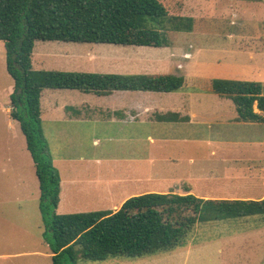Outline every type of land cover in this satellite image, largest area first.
I'll use <instances>...</instances> for the list:
<instances>
[{
    "label": "rangeland",
    "instance_id": "rangeland-1",
    "mask_svg": "<svg viewBox=\"0 0 264 264\" xmlns=\"http://www.w3.org/2000/svg\"><path fill=\"white\" fill-rule=\"evenodd\" d=\"M160 1L167 6L170 14L192 17L196 21L195 29L189 33H166L167 44L160 48L70 42L68 45H76L77 52L73 50L76 53H71L68 57L63 52L64 49L60 48L59 52L46 54L41 61L44 65L40 70L119 75H159L169 74L174 70L185 78L184 86L195 93L193 108L196 111L210 108L215 105V101H219L220 96L210 90L213 80L258 82L264 88V0ZM41 45L43 44H38L39 47ZM13 88V79L6 68L5 45L1 41L0 100L6 101L7 95L13 93ZM77 95L84 97L82 93ZM177 95L179 94L167 95L168 101ZM197 99L205 102H197ZM103 108L106 106L97 107L99 123L96 129L90 124L43 123L42 128L45 139L50 143L51 154L74 162L89 158L102 163L121 164L117 159L125 158L121 151L125 147L121 138L113 137L114 131L105 122L107 112ZM254 109H257L256 105ZM100 111L104 113L101 115ZM257 113H260L259 110ZM3 116L6 114L1 110L0 117ZM17 126L18 128L14 127L10 131L12 138L0 131V264H52L49 244L43 237L35 164L18 123ZM194 132L196 137L200 135L210 138L209 150L201 147L205 143H195L178 156L193 157L196 163L193 168L203 165L209 171L215 169L220 178H215L211 184L202 181V185L198 186L203 190L199 196L213 194L211 197L217 198L220 195L218 193L238 192L244 196L259 198L260 195L257 194L260 191L262 194L264 189L250 185L243 174L253 161L264 163V157L258 155L260 144L264 147V125L257 128L244 124L210 123L209 126L201 125ZM10 141L13 142L9 144ZM214 147L220 148L216 152L218 154L212 156L211 148ZM227 148L232 152L226 154ZM167 150L174 151L173 148ZM231 154H240L242 161L239 163V170L234 173L228 174L229 171L223 170V173L236 179L224 180L226 177L219 172L232 165H222L224 157L236 156ZM15 161L22 165L19 174L26 180L19 188L8 182L9 179L14 180L15 176L5 174L12 165L17 164ZM63 174L66 177L64 170ZM97 174L96 169H91L89 180L94 179ZM116 174L115 178L123 182L124 172L117 171ZM15 187L19 189L16 193ZM76 187L67 194L66 200L72 201L73 207L79 209L90 207L78 213L102 210L97 203L101 194L100 187L89 183ZM150 189L152 188L147 190ZM16 194L18 201L15 202ZM63 205L66 206L65 201ZM63 205L57 210V214H74L66 213ZM77 264H264V224H259L257 218L200 223L187 245L172 252L142 258H111L104 262L78 259Z\"/></svg>",
    "mask_w": 264,
    "mask_h": 264
},
{
    "label": "trees",
    "instance_id": "trees-1",
    "mask_svg": "<svg viewBox=\"0 0 264 264\" xmlns=\"http://www.w3.org/2000/svg\"><path fill=\"white\" fill-rule=\"evenodd\" d=\"M195 22L192 17L170 14L160 0H0V41L14 83L10 117L19 123L35 164L43 237L52 264L172 252L187 245L200 223L257 218L264 224V199L205 200L177 193L134 196L116 211L57 214L61 177L42 131L43 90H77L98 96L115 91L178 93L185 78L34 70L35 43L160 48L167 44L166 33L192 32ZM210 90L233 102L238 121L264 123L261 83L218 79L211 82Z\"/></svg>",
    "mask_w": 264,
    "mask_h": 264
},
{
    "label": "crops",
    "instance_id": "crops-1",
    "mask_svg": "<svg viewBox=\"0 0 264 264\" xmlns=\"http://www.w3.org/2000/svg\"><path fill=\"white\" fill-rule=\"evenodd\" d=\"M38 44L43 45L39 47ZM60 48L64 49L63 52L68 57L71 53L77 52L74 44L36 42L32 56L33 69H42L44 62L41 63V61H43L42 59H44L45 55L59 52ZM69 61L73 62L74 60ZM168 73L180 76L174 70ZM186 87L184 86L183 90L178 93L115 91L106 96L82 93L84 97H79L80 95L77 94H81V92L79 93L77 90H43L41 94L42 124L45 122L52 124H90L96 129L99 123L96 114L97 107L106 106L103 111L107 112V117L109 118L105 117V122L112 126L113 137L121 138L125 147L124 150H121L125 158L117 159L121 162L119 165L102 163L89 158L85 161H82L84 158H81L80 162H74L51 154L54 165L59 170L61 177L60 203L57 210L62 207L64 201L66 206L63 205V208L66 213L76 214L81 210L90 209V207L84 209L73 207L74 203L66 200L67 194L73 192V188H77V185L83 186L86 183L100 187L101 194L97 202L99 209H102L100 211H116L129 198L146 193L195 194V196L205 200H263L264 192L260 194L261 191L257 194L260 195L259 198L249 195L244 196L238 192L236 194L218 193L220 195L217 198L211 197L213 194H209L206 197L199 196V193L203 191L202 188H198V186L202 185V181H205L206 184H211L212 181H215V178H220L217 177V170L209 171L203 168L202 162L200 163L202 166L193 168L196 164L193 157L180 158L178 156L186 148L194 146L195 143H205L201 147L209 150L210 146L208 143L210 138L200 135L196 137L194 130L199 129L201 125L209 126L210 123H220L222 125L244 124L246 126H256L257 128L264 124L238 121V114L233 102L222 97H220L219 101H215L214 106L196 111L193 108L195 93L191 92L188 87V91H186ZM45 92L47 96H45ZM169 94L179 95L171 97L172 100L168 101L167 95ZM10 96L11 92L7 95L6 101L0 100V111L2 110L6 114V116L0 117V131L5 135H9L8 138H12L10 131L14 127L18 128V122L10 117ZM3 102L6 104L4 105ZM197 102L203 103L205 100L197 99ZM255 111L257 112V109ZM103 113L101 112V115ZM42 131L44 134L43 128ZM12 142L10 141L9 144ZM95 143H98V141H95ZM48 146L49 150H51L49 142ZM168 148H173L175 153L167 150ZM219 148H211V155H217L218 153L216 152H218ZM259 149L258 155L263 158L264 147L262 143ZM225 151L226 154L232 152L228 148ZM241 161L240 154L223 158L222 165L232 164L230 167L222 169V172H219L226 177L224 180L236 179L233 176H228V174L238 171ZM15 162L17 164L12 165L13 168L11 167L7 171L8 173L5 172V174L15 176L14 180L9 179L10 181L8 182L19 188V186L22 187L26 183V180L24 176L19 174L20 166L22 165L18 161ZM186 164L187 166H185ZM91 169H96L98 174L90 181ZM63 170L66 173V177H64ZM223 170L225 172L229 171L228 174L223 173ZM246 170L248 171L243 175L248 183L264 189V163L253 161V164ZM117 171L124 172L123 182H119L115 178ZM219 173L218 175H220ZM18 188L16 189L15 187V193L18 192ZM148 188L152 189L147 190ZM120 195L122 196L119 197ZM14 201H18L17 194Z\"/></svg>",
    "mask_w": 264,
    "mask_h": 264
}]
</instances>
